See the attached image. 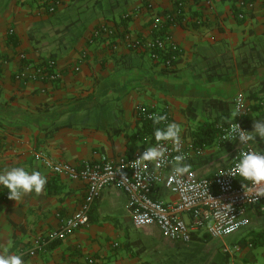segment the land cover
<instances>
[{
    "label": "crops",
    "instance_id": "1",
    "mask_svg": "<svg viewBox=\"0 0 264 264\" xmlns=\"http://www.w3.org/2000/svg\"><path fill=\"white\" fill-rule=\"evenodd\" d=\"M147 1L153 12L141 0H0V172L24 167L47 178L40 194L18 201L4 199L0 187V255H21L24 264H149L155 237L173 242L156 224L135 227L127 196L117 186L107 187L95 201L87 226L34 256L25 253L37 236L77 211L87 193L86 182L53 172L40 154L74 166L103 155L113 161L132 158L154 146L155 129L164 128L142 119L138 107L169 108L185 140L198 148L189 161L192 168L210 176L230 163L240 144L207 146L201 143L202 130L224 122L216 119H234L240 93L253 106L243 116L244 128L253 131L255 119L264 118L259 104L264 102V0L246 8L243 19L236 15V0ZM180 1L183 16L169 29L183 49L174 68L142 50L123 45L113 50L105 39L92 41L101 24L119 36L146 34L154 12L171 11ZM50 6L56 10L50 12ZM137 9L136 16L125 18ZM47 59L63 72L59 81L15 79L26 62ZM215 100L224 103V115ZM252 143L264 149L259 137ZM159 196L174 199L164 186ZM262 241L241 239L236 244L243 249L233 256L223 252L224 263L264 264V248L261 260L255 252Z\"/></svg>",
    "mask_w": 264,
    "mask_h": 264
},
{
    "label": "built area",
    "instance_id": "2",
    "mask_svg": "<svg viewBox=\"0 0 264 264\" xmlns=\"http://www.w3.org/2000/svg\"><path fill=\"white\" fill-rule=\"evenodd\" d=\"M148 11H154V5L147 0H141ZM255 0H239L240 12L238 17L245 18V9L251 8ZM55 6H50L49 11L54 12ZM140 9L132 13H126L125 18H131L139 13ZM184 11V2H178L174 9L167 12H154L150 29L146 34L133 36L125 33L119 36L114 28L104 24L93 30L92 41L105 39L113 50L123 45L128 50H142L150 57L161 62L166 68H174L183 55L182 47L175 41L170 32V26L181 21ZM10 34L13 30L10 29ZM26 59L25 55H21ZM87 57V52L81 53V58ZM80 70V64L75 66ZM63 76L54 59L39 62H26L22 69L15 74L17 81L57 82ZM259 104H264L260 101ZM237 119L228 123H218L217 143L219 146L238 142L231 156L230 163L210 176H199L190 164L193 153L198 148L185 140L180 132V150L176 151L171 141L160 142L165 152V160L157 163L139 160L138 158L146 148L138 151L132 158L113 161L106 155L99 160L86 161L80 166H74L66 162H55L40 154L45 165L53 172L63 174L72 180H83L87 183V193L84 202L72 215L62 218L60 226L49 231L45 235L37 236L25 253L34 256L43 252L46 247L59 240H64L76 230L90 223V212L95 201L109 186H117L124 191L128 200V208L133 217L135 227L143 229L156 224L162 236L168 241H181L189 243L194 236L207 234L210 238H224L249 224L245 217L248 209L256 208L264 213V196L257 198V192H264V184L254 185L239 176H234L235 165L239 159L240 151L249 149L264 152L258 149L250 141L242 145L239 139H225L230 129L240 125L247 131L241 119L253 111V106L243 94H238L234 104ZM140 117L146 121H153V115L164 116L165 120L159 124L166 127L172 123V114L169 108L157 109L154 107H138ZM239 114V115H238ZM157 144V143H156ZM154 144V146H156ZM182 154L183 163L188 166V171L181 176L173 172L175 156ZM59 169V171H57ZM164 186L174 195V199L163 200L159 196L161 187ZM3 198H9V191L3 187ZM248 247L253 242H248ZM243 246L234 244L223 246V252L228 256L240 252ZM93 263V259L89 260Z\"/></svg>",
    "mask_w": 264,
    "mask_h": 264
},
{
    "label": "clouds",
    "instance_id": "3",
    "mask_svg": "<svg viewBox=\"0 0 264 264\" xmlns=\"http://www.w3.org/2000/svg\"><path fill=\"white\" fill-rule=\"evenodd\" d=\"M239 115V114H238ZM154 124H159L165 120L164 116L153 115L150 117ZM180 126L175 123H169L164 128H156L154 137L157 142L156 146H149L138 158L139 160L159 162L165 160V152L160 146V142L171 141L177 152L180 150ZM236 140L242 145H247L250 141L257 142V137L264 140V118L255 119L253 131H245L240 125L233 126L225 139ZM184 156L182 154L175 156V164L173 172L176 176H181L188 171V166L183 163ZM59 171V169H57ZM234 176H239L245 181H250L254 185L264 184V152L240 151L239 159L235 165ZM47 183L46 176L39 171L29 172L24 167H13L11 169L0 172V185L7 188L9 198L18 201L22 195L35 192L40 194ZM257 198L264 196V192H257ZM0 264H24L21 255L5 254L0 255Z\"/></svg>",
    "mask_w": 264,
    "mask_h": 264
},
{
    "label": "rangeland",
    "instance_id": "4",
    "mask_svg": "<svg viewBox=\"0 0 264 264\" xmlns=\"http://www.w3.org/2000/svg\"><path fill=\"white\" fill-rule=\"evenodd\" d=\"M205 145L213 148L223 147V145H218L216 139L210 145L206 143ZM245 217L250 221L245 228L224 238L211 239L207 244L202 243L205 242L203 240L189 243L174 241L172 244H167L163 239L160 240L159 237H155V245L153 250L149 252L150 261L148 262L149 264H225L228 256L222 251L224 244L232 246L241 239L260 241L257 239L258 234L260 232L264 234V213H257L253 209H248ZM263 248L264 246L259 245L255 250L259 254L260 260L263 258Z\"/></svg>",
    "mask_w": 264,
    "mask_h": 264
},
{
    "label": "trees",
    "instance_id": "5",
    "mask_svg": "<svg viewBox=\"0 0 264 264\" xmlns=\"http://www.w3.org/2000/svg\"><path fill=\"white\" fill-rule=\"evenodd\" d=\"M238 2H239V0H236V5H237V7L239 8V6H238ZM239 12H240V8L238 9V11L236 12V15H237V17H238V14H239ZM239 18V17H238ZM213 103H215V108H217V109H219L220 110V112H221V114H223L224 115V113H225V109H224V103L223 102H221V101H213ZM229 113H230V111H228ZM228 116H230V115H228ZM237 119V116H235L234 117V119H229V118H219V119H216V122L218 121V120H222V121H224L223 123H228V122H231V121H234V120H236ZM150 122H153V121H150ZM241 122H242V124H244V117L241 119ZM160 126H161V124H159ZM217 135H218V130H217V128H216V123H214L213 125H212V127H210L209 129H207V130H202V139L203 140H201V143H206V144H211V143H213L214 142V140L217 138ZM262 237H264V234H262L261 232L258 234V237H257V239L258 240H262ZM194 239H200V240H203V241H205V242H208V241H210L211 240V238L207 235V234H203V235H201V236H197V235H195L194 236Z\"/></svg>",
    "mask_w": 264,
    "mask_h": 264
},
{
    "label": "flooded vegetation",
    "instance_id": "6",
    "mask_svg": "<svg viewBox=\"0 0 264 264\" xmlns=\"http://www.w3.org/2000/svg\"><path fill=\"white\" fill-rule=\"evenodd\" d=\"M170 242H174V241H170Z\"/></svg>",
    "mask_w": 264,
    "mask_h": 264
}]
</instances>
